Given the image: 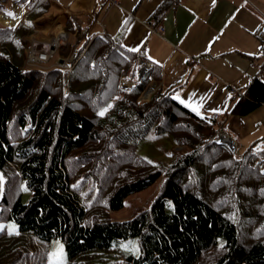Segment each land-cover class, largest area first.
<instances>
[{
	"label": "trees",
	"instance_id": "1",
	"mask_svg": "<svg viewBox=\"0 0 264 264\" xmlns=\"http://www.w3.org/2000/svg\"><path fill=\"white\" fill-rule=\"evenodd\" d=\"M16 1H29L25 20L0 25V223L14 221L18 231H0V264H52L54 239L64 243L65 264H264L261 143L234 153L218 141L223 124L180 103L173 89L139 103L162 70L153 65L138 80L141 58L122 37L86 42L72 69H25L22 39L50 0ZM46 19L60 28L65 21ZM122 76L133 80L129 90ZM231 103L226 116L250 114L264 104V82L254 78ZM162 175L149 208L111 218ZM134 238L139 256L122 248Z\"/></svg>",
	"mask_w": 264,
	"mask_h": 264
},
{
	"label": "crops",
	"instance_id": "2",
	"mask_svg": "<svg viewBox=\"0 0 264 264\" xmlns=\"http://www.w3.org/2000/svg\"><path fill=\"white\" fill-rule=\"evenodd\" d=\"M117 1L50 0L42 17L65 18L72 53L103 35L122 37L123 47L135 49L140 62L161 68L154 87L173 89V96L200 116L219 115L220 133L232 140L234 151L255 142L264 147V104L243 117L226 116L232 98L238 100L254 78L264 82V44L255 35L264 27V0H173L159 21L151 17L163 0ZM28 8L7 2L0 24L19 25ZM159 26L163 31L154 33ZM64 56L51 65H66L71 56Z\"/></svg>",
	"mask_w": 264,
	"mask_h": 264
},
{
	"label": "rangeland",
	"instance_id": "3",
	"mask_svg": "<svg viewBox=\"0 0 264 264\" xmlns=\"http://www.w3.org/2000/svg\"><path fill=\"white\" fill-rule=\"evenodd\" d=\"M11 1L17 2L16 0H11ZM17 3L27 4V6H28L29 1L25 2V3L24 2H22V3L17 2ZM45 16L41 17V19L48 18L49 15L46 14ZM41 19H39V22H40L39 24H42V26L41 27L39 26V27L42 30V32L37 34L36 30H37L38 26H37V24H34L35 26L32 29L33 30L32 33H30L29 35L24 37V38H27V41H28V37L31 38V39H29L30 42L28 41L29 43H32V41H34V40L35 41L39 40V41H44V42H50L58 34V32L61 31L62 27L60 28V26L58 24H54L55 21L53 19L44 20V23H47V20L50 21L45 26L42 23L43 21L42 22L40 21ZM0 25H2V24H0ZM2 26H4V25H2ZM17 26H19V25H16L14 27H17ZM5 27H7V26H5ZM8 27L12 28L13 26H8ZM65 29L67 30L66 27H65ZM23 41H22V43H23ZM68 42H69V40H68ZM70 42L72 43V39L70 40ZM70 42L67 44V46L58 50V52L52 58L50 63H47L43 66L39 65V67L38 66H30L29 62L27 61L28 52L26 53V46L23 44V46H24V53H23L24 68L25 69H39V70L47 71L51 68L58 67V65H51V64L53 62H56L58 60V58L65 57L64 55L73 56V54H74V53H72V51L70 52V50H71V48H70L71 43ZM77 52H78V50H77ZM78 53H77V55H78ZM56 64H57V62H56ZM146 76H147V74L145 73L142 77H140L139 73L137 72V79L138 80L139 79L142 80ZM119 81H120L119 86L122 87L124 90H129L134 85L133 80L130 79V76H122ZM156 89L157 88L154 87L152 83H150V85L147 87V89L144 91V93L140 97L139 103H142L144 101H149L151 95L156 91ZM150 90H151V93H147ZM227 144H229V143H227ZM226 146L230 149L231 145H226ZM176 149L184 150L185 148L184 147H178ZM232 151L234 153H236V151H234V150H232ZM144 153H146V152L141 151V154H144ZM164 160L167 161L168 157H167V159H164ZM0 176H1V172H0ZM164 181H165V175H162L153 185H151L147 189L128 196L126 198V200L124 201V207L118 211L112 212L111 218L115 221L129 220V219L133 218L138 212L149 208L151 203L155 199V197L158 195L159 190L161 188V185L163 184ZM30 197H31V192L29 190H27L26 187L24 186L23 187V201L28 202ZM2 230H7L8 232H11V233H17L18 225L14 221H9L6 223H0V231H2ZM122 248H124L127 252L133 254L134 256H139V254H140L139 241L137 238L130 239L127 241H123L122 242ZM47 260H48V262H50L52 264H65L66 263L67 254H66L65 246H64V243L62 242V240L54 239L51 241Z\"/></svg>",
	"mask_w": 264,
	"mask_h": 264
},
{
	"label": "built area",
	"instance_id": "4",
	"mask_svg": "<svg viewBox=\"0 0 264 264\" xmlns=\"http://www.w3.org/2000/svg\"><path fill=\"white\" fill-rule=\"evenodd\" d=\"M98 3H103L105 1H108L110 3V5H115L118 3L117 0H97ZM62 24V28L61 31L58 32V34L50 41V42H44V41H32V43H29L31 39L30 37H28V41L27 38H24L23 40V44L26 46V53L28 52V58L27 61L29 62L30 66H38L39 65H45L47 63H50V61L52 60V58L56 55V53L58 52L59 49H62L63 47L67 46L68 44V40H69V36L68 33L66 32V29L63 24V22H61ZM152 31L154 33H160L163 31V27L159 26V27H154L152 29ZM255 35L256 37L264 44V27L259 28L255 31ZM77 51L74 52L73 56H71V59L69 60V62L64 65V67L66 69H72L73 65L75 64V58L77 56ZM153 65L151 63L148 62H140V68H141V72L143 74L149 72L152 69ZM213 119H219V115L216 113L213 115L212 117ZM218 139L220 142L222 143H230V139L227 135H225L224 133H219L218 135Z\"/></svg>",
	"mask_w": 264,
	"mask_h": 264
},
{
	"label": "water",
	"instance_id": "5",
	"mask_svg": "<svg viewBox=\"0 0 264 264\" xmlns=\"http://www.w3.org/2000/svg\"><path fill=\"white\" fill-rule=\"evenodd\" d=\"M147 93H151V90H150V91H148ZM230 149H231V150H234V147H233V145H231V146H230Z\"/></svg>",
	"mask_w": 264,
	"mask_h": 264
},
{
	"label": "snow or ice",
	"instance_id": "6",
	"mask_svg": "<svg viewBox=\"0 0 264 264\" xmlns=\"http://www.w3.org/2000/svg\"><path fill=\"white\" fill-rule=\"evenodd\" d=\"M9 15H13L12 13H9ZM14 18V17H13ZM133 51H135V49H133ZM102 114V113H101Z\"/></svg>",
	"mask_w": 264,
	"mask_h": 264
},
{
	"label": "bare ground",
	"instance_id": "7",
	"mask_svg": "<svg viewBox=\"0 0 264 264\" xmlns=\"http://www.w3.org/2000/svg\"><path fill=\"white\" fill-rule=\"evenodd\" d=\"M2 26V25H1ZM8 27V26H7ZM14 27V26H13Z\"/></svg>",
	"mask_w": 264,
	"mask_h": 264
}]
</instances>
